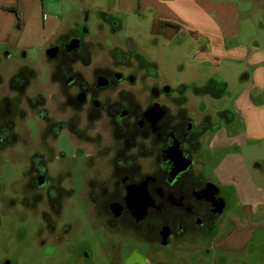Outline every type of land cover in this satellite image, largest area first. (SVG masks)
I'll use <instances>...</instances> for the list:
<instances>
[{
    "label": "flooded vegetation",
    "instance_id": "flooded-vegetation-1",
    "mask_svg": "<svg viewBox=\"0 0 264 264\" xmlns=\"http://www.w3.org/2000/svg\"><path fill=\"white\" fill-rule=\"evenodd\" d=\"M235 1L248 3L254 10L264 9V0ZM97 15L98 34L108 31L115 36L121 30L120 18L111 13V3ZM89 16L90 12L83 13L79 21L47 46L53 49L50 56L44 57L50 70L49 82L56 88L54 109L58 117L47 110L49 94L40 92L46 114L45 119L34 115L42 125L33 151L16 131L17 123L25 118L15 124L21 137L17 144L26 150L23 157L27 161L23 174L28 194L21 196L19 203L41 220V256L44 251H48L45 257L53 256L56 252L52 247L63 243L70 229L65 224L58 230V224L64 208L69 209L70 200L76 196L71 181L77 171L80 209L99 220L109 232L131 237L147 252L155 249L160 253L175 244L187 253H197L195 263L201 260L202 264H214L215 253L240 258L258 233L257 219L264 216V192L258 199L262 202L251 200V205H246L243 190L237 185L240 177H232L233 183L223 175L224 165L239 157L240 148L246 144L238 141L246 135V127H235L242 117L235 104L238 98H229L231 108L212 111L210 102L225 100L216 90L225 92L227 83L199 75L204 85L192 92L185 84L170 85L158 73V39L152 37L151 57L147 56L151 50L140 47L132 38L121 43L111 40L105 46L101 35L89 39ZM75 40L78 47L68 49ZM252 75L246 71L240 76L245 82L242 91L251 85ZM5 86L8 90L7 83ZM28 90L27 97L38 94L28 95ZM11 96L8 91L0 101ZM21 108L25 117L33 115L26 102ZM62 132L72 141L77 157L72 159L71 168L63 164L65 159L54 146ZM252 140L255 145L264 141ZM206 162L215 166L213 179L206 173ZM260 163L253 160L248 170L264 172ZM252 173L247 172L252 187L248 190L250 199L264 186V174ZM222 216L226 223L220 221ZM246 226H252L248 240L235 246L226 244L230 236L244 231ZM134 252L140 254L138 250ZM119 255L120 252L104 260L106 264H124L125 257ZM68 256L75 257L76 250ZM82 256L87 258L85 250ZM144 258L147 264H157L149 253Z\"/></svg>",
    "mask_w": 264,
    "mask_h": 264
},
{
    "label": "rangeland",
    "instance_id": "rangeland-1",
    "mask_svg": "<svg viewBox=\"0 0 264 264\" xmlns=\"http://www.w3.org/2000/svg\"><path fill=\"white\" fill-rule=\"evenodd\" d=\"M84 1L86 2L82 9H79L74 17L71 16L66 21V29L74 22L79 21L83 13L90 12L88 18L89 39L101 35L105 46H108L111 40L121 43L126 38H132L140 47L149 48L151 51L147 53V56L151 57L154 54V49L151 48L153 47L151 42L154 40L152 37L158 39L161 46L157 54L161 63L158 73L164 82L173 86L185 84L191 92L204 85L203 80H198L199 75H208L217 83L228 84V90L225 92L216 90L217 95L225 100L210 102L209 107L213 109L212 111L223 107L231 108V99L229 98H238L235 104L242 117L239 115L241 120L235 123V127L245 126L247 132L245 136L242 135L238 139L240 143L246 142L245 146L240 148V156L235 160H230L228 166L224 165L222 171H224L223 175L227 177L228 182H233L232 177H240L241 183L237 185H240V189L243 190L244 204L251 205V200L256 202L263 195L264 186L260 191H257L256 197L250 199L248 190L252 187L247 172H253L252 174L255 176L259 173L264 174L263 170L255 173L254 170H248L251 162L255 159L261 162L260 164L264 167V141L255 145L252 140V138L259 140L258 133L264 134V129H262L264 128V9L254 10L248 6V3H239L235 0H166L165 6L162 4L157 6L162 12H165V18L160 16L156 19L158 22L156 25L152 23L153 20L150 17H147L149 14H145L147 16L141 15L142 13L127 14L122 17L124 15L122 13V16L119 15L121 30L112 36L108 31L98 34L97 14L108 3H111L112 11L114 0ZM71 2L72 0H65L63 4L72 10L74 7H70ZM199 31H202L200 34L203 33L207 36L210 47L219 46L220 42L225 47L239 46L242 50L240 49V54L236 56L243 55V59H222L218 61V65L213 63L214 59H210L201 64H195L197 57L203 58L204 51L210 50L207 40L202 41L201 35L197 34ZM232 32H236L238 37L225 39V34ZM63 33L62 30L54 39L60 38ZM244 48L247 50V54L243 53ZM44 52L45 50L32 47L25 53V56L19 52L12 53L7 62L0 57V59L2 58L1 63H4L3 67H0V74L6 79L22 65L32 67L37 72V79L32 82L28 95L40 92L45 96L49 94L46 107L49 114L56 117L54 109L56 88L49 82L50 70L43 61ZM251 55H253L252 64L247 62ZM246 71L253 74L254 78L251 85L243 90L247 91V96H244L241 87L245 82H241L240 76ZM4 94H8L5 85L0 87V97ZM41 125L40 119L34 115H27L23 121L16 125V131L25 138L30 151L36 148ZM215 141L218 140L215 139ZM54 146L65 159V162L62 163L67 168H71L72 159L77 157L74 156V147L66 132L59 135ZM24 151L26 150H23L21 144L3 152L0 151V264L6 262L9 264H106V260L110 259L111 255H116L119 252V257H125L124 264H146L144 257L148 253L154 257L153 261L157 264H202L201 260L198 263L194 261L197 253H187L181 248L178 249L175 244L160 253L154 248L147 252L146 247L141 243L129 236H117L109 232L100 224L99 220H95L88 212L84 214L79 205L82 195L80 194L81 186L77 171H74V179L71 181V188L76 191V196L70 200L69 209L64 208L58 224V230H61L65 224L69 225L70 229L63 236L64 242L52 247L56 252L53 256L45 257L48 251L42 252L41 256V250L38 247L40 239L38 231L41 220L31 211L22 209L19 203L21 196L28 194L25 190L26 179L23 174L27 167V161L23 157ZM240 158L245 162L239 160ZM205 165L208 177L215 178L213 172L215 166L207 162ZM10 202H14V205ZM220 221L226 223L224 216L220 218ZM245 237L244 231H238L236 235L230 236L226 240V244L229 246L239 244V241L244 240ZM75 250V257H67L71 251ZM84 250L87 253L85 259L82 256ZM135 250L140 251V254L135 253ZM227 255L228 257L222 253H215L214 257L217 259L215 263L226 264L227 259L230 261L229 264H264V231L258 228V233L251 238L250 244L245 248L243 256L240 258L231 254ZM65 257L66 261L63 259ZM198 257L202 258L200 253ZM113 263L116 264V261ZM203 264L210 263L203 261Z\"/></svg>",
    "mask_w": 264,
    "mask_h": 264
},
{
    "label": "crops",
    "instance_id": "crops-1",
    "mask_svg": "<svg viewBox=\"0 0 264 264\" xmlns=\"http://www.w3.org/2000/svg\"><path fill=\"white\" fill-rule=\"evenodd\" d=\"M63 1L65 0H0V57L4 59L3 61L7 62L12 53L15 52L22 53L23 56H25V53L32 47L44 51L48 44L60 34L62 30L63 32L66 30V21L70 19L71 16L74 17V14L76 15L77 11L82 9L86 2L84 0H72L70 7H74L75 10H71L67 8L66 4H63ZM161 4L165 6L166 0H114L111 12L120 19L122 13L124 14L122 17L127 14H149L145 16L148 18L150 17L153 20L152 23L156 25L158 23L156 19L160 16L165 18V12H162V10L157 7L161 6ZM5 7L13 8V11L3 9ZM200 32L202 31H199L197 34L199 35ZM200 35L202 41L207 40L206 42L209 46L210 41H208L207 36L203 33ZM237 37L238 35L236 32L225 34V39H234ZM240 49L242 50V48L237 45L225 47L222 45V42H220L219 46H211L209 51L205 50L204 56H202L203 58L197 57L195 64H201L210 59L215 60L213 61L215 65H218V61L222 59L231 60L237 58L242 60L244 57L243 55L236 56L240 54ZM243 53L247 54L245 48ZM253 55L247 59V62L249 61L250 64H252ZM1 59L0 67H3L4 63H1ZM43 61L46 64L44 54ZM10 76L4 79L0 74L3 85H6ZM252 77L254 78V75H252ZM243 94L247 96V91H243L242 95ZM259 137L261 140H264V134L260 135V133H258V138ZM248 216L249 214L247 213V217ZM247 222L249 224L252 223L249 220H247ZM257 222L259 223L258 228L264 230V216L261 215ZM251 233L252 226H246L244 230V234L246 235L245 240L250 238Z\"/></svg>",
    "mask_w": 264,
    "mask_h": 264
},
{
    "label": "trees",
    "instance_id": "trees-1",
    "mask_svg": "<svg viewBox=\"0 0 264 264\" xmlns=\"http://www.w3.org/2000/svg\"><path fill=\"white\" fill-rule=\"evenodd\" d=\"M3 9L13 11V8ZM37 78V72L29 66H20L8 78L7 87L11 97H4L0 101V151L8 149L21 141L20 135L15 131V124L25 118V112L21 108L22 102H26L28 110L33 115L45 119L44 96L40 93L27 97L26 92L30 84ZM2 79L0 77V85ZM56 135V133H55ZM44 136L42 132L41 137Z\"/></svg>",
    "mask_w": 264,
    "mask_h": 264
},
{
    "label": "water",
    "instance_id": "water-1",
    "mask_svg": "<svg viewBox=\"0 0 264 264\" xmlns=\"http://www.w3.org/2000/svg\"><path fill=\"white\" fill-rule=\"evenodd\" d=\"M78 47V41H72L70 44H69V46H68V49H73V48H77ZM51 50H53V49H51V48H47L46 50H45V52H44V54L46 55V56H50V51ZM162 238L164 239L165 237H164V235H162ZM164 243V242H163ZM165 244V243H164Z\"/></svg>",
    "mask_w": 264,
    "mask_h": 264
}]
</instances>
